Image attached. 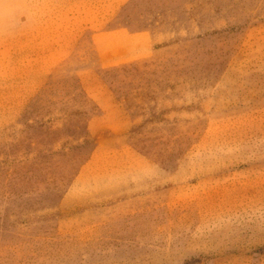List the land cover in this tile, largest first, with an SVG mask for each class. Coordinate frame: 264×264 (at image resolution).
<instances>
[{
  "label": "rangeland",
  "instance_id": "1",
  "mask_svg": "<svg viewBox=\"0 0 264 264\" xmlns=\"http://www.w3.org/2000/svg\"><path fill=\"white\" fill-rule=\"evenodd\" d=\"M137 2L135 63L0 40V264H264V0Z\"/></svg>",
  "mask_w": 264,
  "mask_h": 264
},
{
  "label": "crops",
  "instance_id": "2",
  "mask_svg": "<svg viewBox=\"0 0 264 264\" xmlns=\"http://www.w3.org/2000/svg\"><path fill=\"white\" fill-rule=\"evenodd\" d=\"M1 1L0 40H40L43 57H55L53 65L86 47L93 66L104 71L155 57L165 47L157 44L151 25L131 26L140 22L134 11L128 14L138 0ZM42 87H37L36 93Z\"/></svg>",
  "mask_w": 264,
  "mask_h": 264
}]
</instances>
